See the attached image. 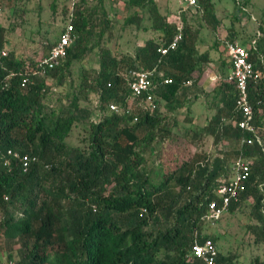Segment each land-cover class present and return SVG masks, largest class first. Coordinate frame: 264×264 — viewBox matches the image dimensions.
Here are the masks:
<instances>
[{"label":"trees","instance_id":"1","mask_svg":"<svg viewBox=\"0 0 264 264\" xmlns=\"http://www.w3.org/2000/svg\"><path fill=\"white\" fill-rule=\"evenodd\" d=\"M232 1L233 21L244 27L246 22L235 14ZM126 7L145 12L157 33L132 54L112 52L110 34L104 41V29L111 26L104 0H71L70 15L57 38H45L26 56L9 48L0 61V152L13 150L36 158L26 172L17 163L11 168L0 166V235L19 246L18 259L9 255L6 261L51 264L48 252L56 248L54 264H236L235 254L217 248L219 233L205 228L213 229L224 214L244 206L250 207L257 222L247 229L264 246V83L250 82L248 87L252 124L261 145L253 132L237 125L242 114L227 80L213 89L214 113L202 129L174 132L166 120L175 122L180 109L206 95L200 80L212 62L208 50L197 48L198 34L183 24V12L196 10L213 30L220 20L210 0L182 7V40L175 50L161 55L157 49L178 32L171 14L161 15L155 0H129ZM139 21L134 14L125 24L139 26ZM67 25L72 27L74 42L66 58L52 70L41 67L40 60ZM236 28L229 41H238L242 28ZM259 29L239 42L249 51L255 69L263 71L264 59L261 63L259 55L264 56V40ZM256 31L259 38L253 51L250 43ZM6 33L0 26V49L7 47ZM95 48L98 67L83 69L74 84L73 65ZM140 70L153 71V92L149 89L141 99L152 93L154 109L136 107L139 99L129 107L130 72ZM22 78L29 81L25 87L20 86ZM165 79L171 83L163 84ZM161 102L173 112L172 119L161 112ZM111 106L117 111H111ZM78 125L88 127L87 139L83 146H70L67 139ZM204 136L212 137L214 155L193 152L178 166L166 169L165 143L180 138L188 140L184 144L188 148ZM238 159L249 164L248 175L237 201H231L212 226L206 218L208 206L221 205L217 190L228 182L231 165ZM205 241L215 248L212 262L191 253L193 244ZM247 264H264V260L259 256Z\"/></svg>","mask_w":264,"mask_h":264},{"label":"rangeland","instance_id":"2","mask_svg":"<svg viewBox=\"0 0 264 264\" xmlns=\"http://www.w3.org/2000/svg\"><path fill=\"white\" fill-rule=\"evenodd\" d=\"M128 1L104 0L105 14L109 16L111 26L108 29H104L103 37L105 41L109 34L112 36L108 47L114 53L132 54L136 46L141 45L144 40L155 39L157 37V33L150 27L148 15L139 9L128 10L126 7ZM155 2L160 14L163 16L171 14L169 17L171 20L176 19L177 15L179 18H182V14L184 13L183 17L185 18L183 20L185 22L183 24L191 28L199 36L197 48L200 52L209 51L212 62L207 66L203 77L210 74V70L215 64L218 66V61H223V55L220 58L217 48L220 47L222 40L230 39V34H232V31L237 26L239 27L236 30L242 28L237 32L239 35V38L238 35L236 36L238 42L247 40L259 28L264 40V0H246L249 16L252 15L254 21L251 18L248 20L242 16L241 20L246 22L244 27L239 22L233 21L232 13L235 9L232 0H210L211 4L215 6V13H217L220 20L219 26L214 30L212 25L207 24L205 19L200 14H196V10L193 11L191 7V9H187L185 12L179 14L182 7H185L179 4V0H155ZM70 9L71 0H0V26L7 31L6 46L8 49L16 48L18 54L26 56L32 49L43 42L45 38L54 40L66 25ZM134 14H137L140 19L138 22L139 26L136 24L127 26L125 22ZM243 15L247 16L246 14ZM144 27H147V29H144ZM97 67L98 58L97 49L95 48L84 59L73 65L70 74L71 79L76 84L83 69ZM220 83L221 81L219 80L211 83L207 79L203 87L205 92H207L206 95L200 96L197 100L193 99L189 105L180 109L175 116V122L173 120H166L167 127L172 126L173 131L176 133H181L183 129L187 128L202 129L207 119L214 113L211 105L213 101L212 91ZM65 88L68 90V85ZM230 95H234V92ZM160 104L161 112L168 116L169 119H172L174 116L173 112L167 110L164 102ZM183 118L187 119L188 122ZM87 136V126H75L67 139V144L74 147L83 146V142L87 139ZM261 138L264 142V132ZM187 141L176 138L174 140L170 139L168 142L170 145L165 143L162 159L165 162L166 169L178 166L182 160L189 159L193 152L198 151L212 155L217 152L211 136H204L196 145L184 148V144ZM183 148L185 155L181 157L179 153L183 151ZM174 149L178 156L176 160L174 159ZM250 212V207L244 206L241 211L233 214H224L220 221L212 227L213 229L209 227L205 228V232L219 233L221 239L218 242L217 248L223 252L227 251L235 254L237 256L236 264H247L259 256L264 260L263 244L257 242V238H254L251 231L247 229V226H254L257 223L251 217ZM18 248L17 244L10 245L0 235V262L6 261L9 255L12 256L13 260H17L18 255L16 251ZM55 250L56 248H52L48 252L51 264L55 263Z\"/></svg>","mask_w":264,"mask_h":264},{"label":"built area","instance_id":"3","mask_svg":"<svg viewBox=\"0 0 264 264\" xmlns=\"http://www.w3.org/2000/svg\"><path fill=\"white\" fill-rule=\"evenodd\" d=\"M234 3L237 7L235 14L240 19L243 16V18H251V20L254 21L253 16H249L247 6L244 4L243 0H234ZM179 4L184 5L187 8L196 7L197 0H179ZM182 11L183 10L181 9L179 14L182 13ZM243 14H246L247 16H244ZM172 21L177 24L178 32L167 45H162L157 49V52L161 55H165L168 52L175 50L179 42L182 40V19L177 15L176 19ZM258 36L259 32L256 31V38L252 39L250 43V47L253 51H257ZM73 42L74 35L72 33V27L67 25L66 29L60 35L57 43L51 48L49 53L40 60L39 65L41 67L47 68L48 70H52L57 67L60 62L66 58L68 48L73 44ZM220 43V50L229 64V74L226 80L228 83L233 85L234 102L242 114V120L237 123V125L240 129L253 132L255 141L261 145L262 140L260 136L256 134L257 128H255V126L252 124L253 109L249 102L248 87L250 82L264 83V70L258 71L255 69L253 62L250 59L251 57L249 51L241 46L238 41L222 40ZM7 55L8 48H1L0 61L7 57ZM259 57L260 62L262 63L264 56L259 55ZM130 73L133 80L129 83L130 89L132 91V98L129 99V107L132 106L131 104L135 99H139L135 102L136 107H150L151 109H154L156 106L153 103L154 95L152 93L147 94L144 99H141V96L144 93H146L149 89L151 90V78L153 76V71L140 70L132 71ZM28 82L29 81L27 78H22L20 86L25 87ZM162 83L166 85L171 83V80L165 79ZM187 84H189V82ZM150 92H153V90ZM117 109L118 107L116 106L110 107L111 111H117ZM246 143L250 145L253 143V141L249 140ZM0 155V166L3 168H11L14 163H17L23 172H26L32 163L36 161L35 157L23 155L13 150H7L4 153L0 152ZM231 172L232 176L229 178L228 182L221 185L217 190V194L220 196L222 201L221 205L217 206L215 202H211L208 206V215L206 218L207 220H210L212 226L216 224V222L224 213H226L230 202L237 201L238 193L242 189V182L246 180L249 172V164L242 159H238L231 165ZM5 200H7V198H5ZM191 253L194 257L208 260L209 262H212L214 256L216 255L215 248L210 241H205L203 244H193ZM0 264L13 263L11 261H3Z\"/></svg>","mask_w":264,"mask_h":264},{"label":"crops","instance_id":"4","mask_svg":"<svg viewBox=\"0 0 264 264\" xmlns=\"http://www.w3.org/2000/svg\"><path fill=\"white\" fill-rule=\"evenodd\" d=\"M214 6V5H213ZM214 9H215V6H214ZM216 17L218 18L217 16V13H216ZM219 19V18H218ZM217 53L218 55L220 56V58L222 57L223 53L221 52L220 50V47L218 48L217 50ZM222 60L223 61H218V66L217 64L214 65V67L211 68L210 70V74L208 75H204V77L202 76L201 77V80H200V84L202 87H204V82L206 81L207 82V79L213 83V82H216V81H223L225 82L226 81V78L229 74V64L228 62L226 61L225 57L223 56L222 57ZM217 63V62H216ZM215 68V69H214ZM214 69V71H212ZM221 73V74H220Z\"/></svg>","mask_w":264,"mask_h":264}]
</instances>
